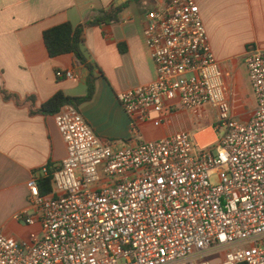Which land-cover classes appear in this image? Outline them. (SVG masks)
I'll use <instances>...</instances> for the list:
<instances>
[{
	"label": "built area",
	"instance_id": "1",
	"mask_svg": "<svg viewBox=\"0 0 264 264\" xmlns=\"http://www.w3.org/2000/svg\"><path fill=\"white\" fill-rule=\"evenodd\" d=\"M146 20L157 79L118 93V102L134 128L170 99L189 113L211 106L218 140L202 146L181 131L105 141L65 105L55 121L67 156L52 174L53 191L42 196L33 181L34 212L16 217L39 231L24 241L0 234V264H212L207 256L217 252L221 264H264V51L246 56L257 108L242 123L231 116L227 73L197 0H169Z\"/></svg>",
	"mask_w": 264,
	"mask_h": 264
},
{
	"label": "crops",
	"instance_id": "2",
	"mask_svg": "<svg viewBox=\"0 0 264 264\" xmlns=\"http://www.w3.org/2000/svg\"><path fill=\"white\" fill-rule=\"evenodd\" d=\"M167 2L0 0V234L19 240L16 225L25 222L16 217L25 211L34 212L30 184L47 176L48 166L54 172L67 156L55 115L38 111L60 92L69 97L87 94L88 69L73 54L49 56L43 34L51 28L65 23L78 27L98 17L102 10L123 7L118 22L84 31L85 53L95 69L96 89L93 100L78 109L101 139L125 144L136 135L152 141L193 131L202 146L218 140L220 134L214 127L218 113L211 106L198 114L189 113L179 107L177 99H170L163 113L153 112L146 120L135 119L134 128V119L117 100L118 93L157 79L144 37L146 14ZM197 3L212 52L227 73L231 116L247 123L257 102L246 56L251 49L264 51V0ZM57 71H72L79 78L58 79ZM3 91L17 99H6ZM32 228L39 231V225Z\"/></svg>",
	"mask_w": 264,
	"mask_h": 264
},
{
	"label": "trees",
	"instance_id": "3",
	"mask_svg": "<svg viewBox=\"0 0 264 264\" xmlns=\"http://www.w3.org/2000/svg\"><path fill=\"white\" fill-rule=\"evenodd\" d=\"M169 1V0H168ZM123 7L113 8L110 10H102L99 16L95 19L89 20L84 25L74 27L71 23H65L44 32L43 38L49 56L57 58L64 55L73 54L78 61L84 65L88 71L87 78V94L83 97H69L60 92L56 94L51 100L42 106L38 111L44 115H56L65 105L71 104L77 108L91 102L95 95L96 76L94 74V66L88 61L85 53V39L84 31L91 26H99L118 22L120 20V13ZM6 99H17L13 94L3 91ZM47 176H41L38 180V187L42 196H47L52 193V169L51 166L46 168Z\"/></svg>",
	"mask_w": 264,
	"mask_h": 264
},
{
	"label": "rangeland",
	"instance_id": "4",
	"mask_svg": "<svg viewBox=\"0 0 264 264\" xmlns=\"http://www.w3.org/2000/svg\"><path fill=\"white\" fill-rule=\"evenodd\" d=\"M35 230L36 228L28 227L25 223L17 224L16 236L19 240L24 241L27 240L29 235ZM221 256V252H217L215 254L208 255L207 258L212 262V264H221Z\"/></svg>",
	"mask_w": 264,
	"mask_h": 264
}]
</instances>
